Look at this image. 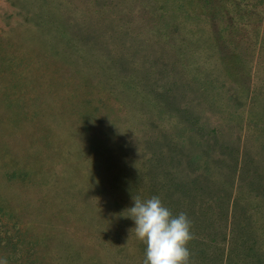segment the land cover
I'll return each mask as SVG.
<instances>
[{
	"label": "trees",
	"instance_id": "16d2710c",
	"mask_svg": "<svg viewBox=\"0 0 264 264\" xmlns=\"http://www.w3.org/2000/svg\"><path fill=\"white\" fill-rule=\"evenodd\" d=\"M8 1L24 13L21 25L39 50L34 56L83 89L85 142L98 147L95 155L123 162L106 178L101 212L92 217V224H112L116 246L105 234L102 256L69 264H144L146 245L123 216L136 196H158L174 216L187 214L190 264H264V112L255 101L264 88V0H130L136 7L127 0ZM143 32L191 52L127 64L124 41ZM8 41L0 32L1 75L20 63L15 55L5 61ZM20 77L2 81L4 88H15ZM127 90L149 94L138 131L126 121ZM4 226L5 261L38 264L32 246L22 251L23 242Z\"/></svg>",
	"mask_w": 264,
	"mask_h": 264
},
{
	"label": "rangeland",
	"instance_id": "374dc122",
	"mask_svg": "<svg viewBox=\"0 0 264 264\" xmlns=\"http://www.w3.org/2000/svg\"><path fill=\"white\" fill-rule=\"evenodd\" d=\"M125 2L128 7L137 6L130 0ZM20 15L24 13L18 12L8 0H0V32L10 39L5 45V61L14 55L20 61L12 67V74H0V223L23 242L22 251L32 246L31 260L37 257L38 264H69L81 255L102 256V249L108 246L105 234L110 237L106 238L112 242L111 247L117 244L112 234L114 227L92 224V217L101 212L106 178L123 162L118 157L95 155L98 147L91 149L85 142L81 115L86 97L83 89L75 88L73 82L77 80L69 77L59 80L48 61L34 56L38 47L31 33L21 25ZM140 34L142 37L124 41L131 57L127 64L138 57H143L145 64L146 59L154 63L164 61L163 55L174 57L173 51L180 58L191 52L187 44L171 48L164 38L157 42L156 36ZM201 55L202 52L200 57L204 58ZM8 63L12 65V61ZM13 75L21 76L20 83L15 88L8 84L4 88L2 81ZM254 90L259 89L255 86ZM127 94L131 109L126 121L138 131L143 126L139 114L149 113L145 103L149 94H130L128 90ZM255 101L260 105L257 109L264 112V88ZM123 132L113 133L124 140ZM132 134L139 136L133 131ZM13 172L16 175L11 177ZM13 224L15 229L11 227ZM108 263L106 259L99 264ZM0 264L12 263L0 254Z\"/></svg>",
	"mask_w": 264,
	"mask_h": 264
},
{
	"label": "clouds",
	"instance_id": "9594fccd",
	"mask_svg": "<svg viewBox=\"0 0 264 264\" xmlns=\"http://www.w3.org/2000/svg\"><path fill=\"white\" fill-rule=\"evenodd\" d=\"M133 201L123 216L134 221L130 231L146 245L144 264H190L188 244L193 236L187 214L174 216L158 196L146 200L136 196Z\"/></svg>",
	"mask_w": 264,
	"mask_h": 264
}]
</instances>
